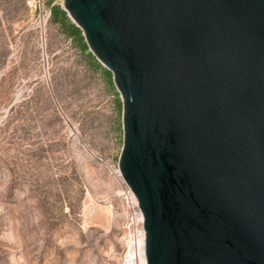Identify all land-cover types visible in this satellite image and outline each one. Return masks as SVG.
I'll list each match as a JSON object with an SVG mask.
<instances>
[{"label": "water", "instance_id": "95a60500", "mask_svg": "<svg viewBox=\"0 0 264 264\" xmlns=\"http://www.w3.org/2000/svg\"><path fill=\"white\" fill-rule=\"evenodd\" d=\"M121 101L145 264H264V0H56Z\"/></svg>", "mask_w": 264, "mask_h": 264}, {"label": "rangeland", "instance_id": "374dc122", "mask_svg": "<svg viewBox=\"0 0 264 264\" xmlns=\"http://www.w3.org/2000/svg\"><path fill=\"white\" fill-rule=\"evenodd\" d=\"M60 10L0 0V264H127L121 101Z\"/></svg>", "mask_w": 264, "mask_h": 264}, {"label": "bare ground", "instance_id": "6f19581e", "mask_svg": "<svg viewBox=\"0 0 264 264\" xmlns=\"http://www.w3.org/2000/svg\"><path fill=\"white\" fill-rule=\"evenodd\" d=\"M142 235V233H141ZM144 251V235L132 244L128 255L127 264H145V259L143 256Z\"/></svg>", "mask_w": 264, "mask_h": 264}, {"label": "built area", "instance_id": "2783aa9c", "mask_svg": "<svg viewBox=\"0 0 264 264\" xmlns=\"http://www.w3.org/2000/svg\"><path fill=\"white\" fill-rule=\"evenodd\" d=\"M26 5L31 9V10H36V9H39L41 8V0H26ZM117 175L120 177L119 175V172L117 170ZM121 178V177H120ZM126 194L127 196L130 197L131 199V202L133 204V208H134V212L136 213V215L138 216V219H139V222L141 224V233L142 235H144L143 233V230H142V215L138 209V206H137V201L135 199V197L133 196L132 192L130 191V189L127 187V190H126Z\"/></svg>", "mask_w": 264, "mask_h": 264}, {"label": "trees", "instance_id": "16d2710c", "mask_svg": "<svg viewBox=\"0 0 264 264\" xmlns=\"http://www.w3.org/2000/svg\"><path fill=\"white\" fill-rule=\"evenodd\" d=\"M51 10H52V11H51V12H52V15L55 16V14H56V13H55V10H56L55 7L51 8ZM60 14H62V16H64V15H65V12H64L63 10H60ZM79 31H80V30H79L77 27H75L74 24L71 25V27H70V33H71L72 35H74V36H75V35H79Z\"/></svg>", "mask_w": 264, "mask_h": 264}]
</instances>
